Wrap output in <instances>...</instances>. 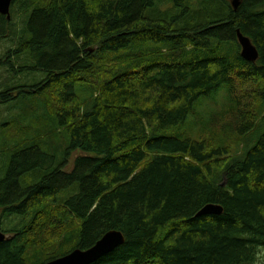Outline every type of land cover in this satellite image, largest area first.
Wrapping results in <instances>:
<instances>
[{"label":"trees","instance_id":"16d2710c","mask_svg":"<svg viewBox=\"0 0 264 264\" xmlns=\"http://www.w3.org/2000/svg\"><path fill=\"white\" fill-rule=\"evenodd\" d=\"M4 42L0 71L34 77L0 105L36 121L1 146L0 264L110 230L125 243L92 264H264V0H14ZM209 203L224 212L197 216Z\"/></svg>","mask_w":264,"mask_h":264},{"label":"water","instance_id":"95a60500","mask_svg":"<svg viewBox=\"0 0 264 264\" xmlns=\"http://www.w3.org/2000/svg\"><path fill=\"white\" fill-rule=\"evenodd\" d=\"M13 1L14 0H0V13L7 15L9 19L11 18V6ZM230 1L235 10H237L242 3V0ZM237 37L241 46V56L249 62H256L260 57V52L252 39L245 35L240 29H237ZM223 212V206L209 203L197 213V216L222 214ZM7 238L8 235L2 231L0 227V242L5 241ZM125 241L126 237L123 232L119 230H110L104 234L94 246L85 250L75 248L69 253L52 259L45 264H92L124 244Z\"/></svg>","mask_w":264,"mask_h":264},{"label":"rangeland","instance_id":"374dc122","mask_svg":"<svg viewBox=\"0 0 264 264\" xmlns=\"http://www.w3.org/2000/svg\"><path fill=\"white\" fill-rule=\"evenodd\" d=\"M12 46H14L13 43L11 44V42H4L0 47V54L5 53L7 49ZM33 77L34 76H31L30 78H28L25 75H20L15 81V79L12 78L10 74L6 72V70L1 69L0 84L6 83L7 85V84H10L9 82H11L12 80H14L15 85L20 82L21 83H26V82L31 83L33 82ZM12 93L13 95H16L18 93V90L13 91ZM218 95H219V100L223 102L226 101L227 91H225V88H222ZM216 100L218 101L217 98L215 99V101ZM215 101H213L214 105H216ZM221 101H218L219 105L221 104ZM12 102H13V105L12 104L0 105V131H1L0 132V175H3V176L6 174L9 155L8 156L4 155V153L1 150V146L6 145V146H9V148H13V146L17 144V142L19 141L21 137L25 138L26 136L29 135L27 134V132L22 133L20 131L21 129L24 130L26 126L31 128V131H34L33 125L32 124L30 125L29 123H25V122L35 120V117L30 116L27 119H23L21 114H19L20 110H18L17 107L19 106V102L22 103V99H17ZM43 125H46V121L43 122ZM51 127L53 128V124H51ZM260 132L261 133L264 132V126L261 127ZM256 141H257V138L255 139L254 143H256ZM80 154H82V151L77 150L75 153H73L72 157L69 158V164L65 168L67 171L72 170L74 166L75 158ZM63 155L64 154L58 155L59 157L57 161L59 163L63 161ZM0 216H1V211H0Z\"/></svg>","mask_w":264,"mask_h":264}]
</instances>
